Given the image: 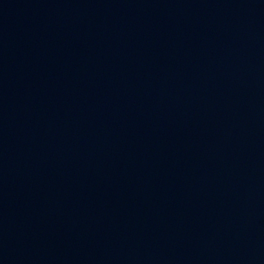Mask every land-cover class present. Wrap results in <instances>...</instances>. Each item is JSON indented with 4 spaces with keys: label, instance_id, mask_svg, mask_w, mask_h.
<instances>
[{
    "label": "water",
    "instance_id": "95a60500",
    "mask_svg": "<svg viewBox=\"0 0 264 264\" xmlns=\"http://www.w3.org/2000/svg\"><path fill=\"white\" fill-rule=\"evenodd\" d=\"M0 264H264V0H0Z\"/></svg>",
    "mask_w": 264,
    "mask_h": 264
}]
</instances>
